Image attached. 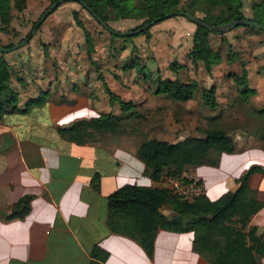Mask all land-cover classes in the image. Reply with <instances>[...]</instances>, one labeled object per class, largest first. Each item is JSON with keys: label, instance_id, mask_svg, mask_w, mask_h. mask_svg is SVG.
Listing matches in <instances>:
<instances>
[{"label": "crops", "instance_id": "crops-1", "mask_svg": "<svg viewBox=\"0 0 264 264\" xmlns=\"http://www.w3.org/2000/svg\"><path fill=\"white\" fill-rule=\"evenodd\" d=\"M243 11L248 18L253 17L250 0L245 1ZM244 27L247 29L242 32L232 33L233 29L224 33L233 44L230 51L216 48L209 35L213 48L222 54L221 63L211 72L203 62L194 65L189 57L196 23L174 16L150 29L156 59H166L170 52L175 53L172 57L186 59L173 62L183 65L176 72L171 70L172 57L163 62L164 79L197 81L201 88H214L217 108L197 98L201 88L193 99L184 102L156 90L152 94L146 86L141 99L121 97L149 108L152 114L158 111V122L149 127V139L176 143L201 137L199 129L210 124L228 131L235 143L234 152L213 154L205 165L189 167L180 178L151 177L139 156L143 140L138 135L146 136L145 126L134 125L133 117L124 118L116 131L94 133L83 144L60 134V126L77 120L121 114L118 103L109 101L106 109L99 97L85 95V85L95 79L94 70L84 73L81 63L76 66L71 60L57 61L54 68L66 67L76 77L14 79L13 62L7 59L12 68L11 86L19 93V102L17 110L0 119V264H213L195 250L194 232L159 230L152 255L135 238L113 232L108 225L109 197L126 184L151 186L175 195L178 183H187L183 181L186 177H198L204 194L217 200L237 190L238 179L253 167L256 170L249 184L263 207L251 218L247 230L255 227V239L264 240V38L262 32ZM143 47L140 45L139 50L147 59ZM245 71L249 88L244 91L237 85L236 76ZM132 81L147 85L144 80ZM39 99L44 102L30 110ZM96 174L100 175L98 187L93 183ZM23 197H31L27 213L9 216ZM163 212L170 217L176 215L170 207H164ZM95 247L98 255L92 252ZM103 252L108 253L106 258ZM260 261L264 263V255Z\"/></svg>", "mask_w": 264, "mask_h": 264}, {"label": "trees", "instance_id": "trees-1", "mask_svg": "<svg viewBox=\"0 0 264 264\" xmlns=\"http://www.w3.org/2000/svg\"><path fill=\"white\" fill-rule=\"evenodd\" d=\"M68 1L87 4L108 24L122 19H142L143 24L135 30L148 22L156 21L157 24L174 17L175 15H172L179 11L193 13L207 23L218 27L248 18L243 11L246 0ZM250 1L253 10V17L250 19L264 25V0ZM26 6L27 0H0V21L4 27L11 23L14 9L23 11ZM74 17L84 33L89 58L94 61L92 54L95 51V39L78 11L74 12ZM150 29L138 34H149ZM253 29L264 33L260 29ZM212 33L224 35L225 32L221 28L211 31L197 25L194 44L189 53L194 65L203 62L209 72L214 65L222 61L221 51L215 50L211 44L209 35ZM111 34L113 37H129V35L122 36L114 32ZM30 35L31 33L28 37ZM6 47L12 49L14 45ZM134 64L125 63L124 68L127 69ZM181 67L183 65L178 63L171 65L174 71H178ZM236 80L239 83H245L246 71L242 76H236ZM11 83L12 68L9 61L2 55L0 57V119L17 110L19 93L12 88ZM200 88L197 81L160 79L158 92L166 94L175 101L184 102L193 99ZM106 89L110 93L111 103L120 105L121 114H101L91 119L77 120L69 126H60L58 130L64 138L83 144L92 139L94 133L104 134L116 131L126 117L140 116L137 111L138 104L121 98L108 87ZM201 89L205 104L212 109L217 108L215 89ZM42 103L39 99L33 105ZM199 131L203 134L201 137H187L176 143L157 138L142 141L139 156L147 165V170L154 180H161L165 176L180 178L189 167L205 165L213 154L234 152L235 143L224 127L210 124L209 127ZM255 170L256 167H253L238 179L240 185L237 190L229 191L217 200H211L206 194L190 200L173 195L168 190L126 184L109 197L108 225L115 233L135 238L149 255L154 252L159 230L165 229L174 232H194L195 250L208 257L213 264H264L260 261L264 255V240L255 239L257 230L255 227L247 230L251 218L263 207L256 191L249 184L250 176ZM99 178V174L94 177L93 183L96 187L99 186ZM30 200L31 197L20 199L13 206L9 216L25 215ZM164 207H170L176 215L173 217L166 215L163 212ZM92 252L98 255V247H95ZM103 254V258L108 255L107 252Z\"/></svg>", "mask_w": 264, "mask_h": 264}, {"label": "rangeland", "instance_id": "rangeland-1", "mask_svg": "<svg viewBox=\"0 0 264 264\" xmlns=\"http://www.w3.org/2000/svg\"><path fill=\"white\" fill-rule=\"evenodd\" d=\"M56 1L58 0H27V6L23 11L13 10V18L9 26L5 28L0 21V47L15 46L8 52L0 51V56L4 55L11 63L13 62L14 79L37 76H45L46 80L56 76L59 78L63 76L76 77L75 73L66 67L56 66L54 68L57 61L67 63L71 60L72 64L73 62L77 63L76 66L81 63L82 67L80 69L84 73L94 70L93 78L95 79L85 85L87 89L85 95L99 97L103 108L107 109L110 101L108 100L110 93L107 92L106 85L127 100L134 97L141 99L140 96L145 86L150 87L152 94L155 93V90L158 91L159 81L164 79L162 74L166 72L162 67V63L167 62L175 53L170 52V56L167 55L166 59L163 57L156 59L154 57L153 36L150 33L137 34L135 36L129 35L128 38L113 37L111 32L78 2L65 0L45 19L34 34L28 37L33 31L35 23ZM75 11H78L79 16L95 39V51L92 54L94 61L89 58V50L84 33L77 25L74 17ZM143 22L142 19L129 18L110 22L109 25L116 31L128 32L135 30ZM246 29L244 26H239L232 33L242 32ZM260 34L264 38V34ZM210 37L216 48L230 51L233 47V44L225 35L220 38L217 34L212 33ZM27 38L29 39L28 41H26ZM140 45L141 47L144 46L143 49L148 57L147 59L141 56ZM233 51L234 49L231 50V52ZM238 57L243 59L241 54H238ZM172 58V63L186 60L180 59L179 55ZM125 63L135 64L125 69ZM99 75H102L100 80L97 78ZM95 80L98 82L94 83ZM114 80L117 83H114ZM132 80H144L147 85L145 82L142 85H137ZM105 82L107 83L106 85ZM237 85L244 91L249 88L247 80L245 83L237 82ZM197 96L200 101L202 98L204 99L201 92ZM155 98L153 97V100L157 101ZM159 101H162V99L160 98ZM38 106L40 105H33L30 110ZM114 110L112 107V111ZM137 111L140 116L133 118L135 119L134 125H140L141 127L142 124L145 126L143 131L147 133L145 134L146 136L141 137L138 135V137L141 140L149 139L152 136L149 127L153 122H158L160 114L157 110L156 113L152 114V110L140 106L137 107ZM190 180L191 178L186 177L183 181L188 182Z\"/></svg>", "mask_w": 264, "mask_h": 264}, {"label": "water", "instance_id": "water-1", "mask_svg": "<svg viewBox=\"0 0 264 264\" xmlns=\"http://www.w3.org/2000/svg\"><path fill=\"white\" fill-rule=\"evenodd\" d=\"M65 2V0H58L56 1L55 3H53L49 9H47L45 11V13L42 15V17L40 18V20L36 23L33 31L31 32V34L33 35L34 32L40 27V25L45 21V19L54 11L56 10V8L61 4ZM106 29H108L110 32H114V33H117V34H120L122 36H126V35H136L138 33H141L143 31H146L148 29H150L152 26H154L156 24V21H151V22H148L146 23L145 25H143L142 27H140L139 29L137 30H133V31H128V32H119V31H116L115 29H113L107 22H105L103 19H101L97 13L91 8L89 7L87 4L83 3L82 4ZM184 16L186 18H188L189 20L193 21L194 23H196L197 25L199 26H203V27H206L208 28L209 30H215L217 28H221L222 31L224 32H228V31H231L233 29H235L236 27H239V26H249V27H253V28H257V29H260L264 32V25L253 20V19H250V18H245V19H241V20H235V21H232L230 23H227V24H223L221 26H215V25H211L209 23H207L206 21H204L202 18L194 15L193 13H190V12H184V11H179V12H176L174 13L172 16ZM29 39L27 38L26 41H28ZM15 47V46H14ZM18 47V46H17ZM16 47V48H17ZM11 49L9 48H4V47H0V51L2 52H8L10 51Z\"/></svg>", "mask_w": 264, "mask_h": 264}, {"label": "built area", "instance_id": "built-area-1", "mask_svg": "<svg viewBox=\"0 0 264 264\" xmlns=\"http://www.w3.org/2000/svg\"><path fill=\"white\" fill-rule=\"evenodd\" d=\"M173 192L175 195L191 200L197 196L203 195L205 193V189L202 186L200 179L197 177L185 184L178 183L174 187Z\"/></svg>", "mask_w": 264, "mask_h": 264}]
</instances>
